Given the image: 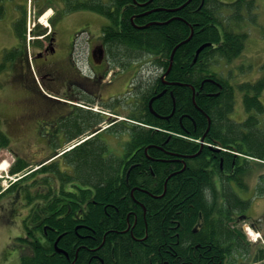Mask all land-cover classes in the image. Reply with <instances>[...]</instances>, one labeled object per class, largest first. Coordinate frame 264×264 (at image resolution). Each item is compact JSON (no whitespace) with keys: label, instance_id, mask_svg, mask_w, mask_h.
I'll list each match as a JSON object with an SVG mask.
<instances>
[{"label":"trees","instance_id":"1","mask_svg":"<svg viewBox=\"0 0 264 264\" xmlns=\"http://www.w3.org/2000/svg\"><path fill=\"white\" fill-rule=\"evenodd\" d=\"M113 1L115 15L122 11L123 16L121 33L111 43L117 58L129 50L130 59L143 55L146 62L165 71L178 46L166 77L175 85L164 87L166 91L153 102L155 111L169 120L152 116L146 107L148 98L142 96L141 108L146 113L131 119L145 126L128 124L130 142L122 156L104 157L106 145L99 135L65 154L72 176L52 162L23 177H37V184L49 186L48 193L38 197L51 199L46 205L38 204L31 218L26 217L30 220L27 237L21 240L29 244L30 255L23 256L21 264H240L246 258L249 264H264V247L251 252V243L235 225L245 215L249 200L239 197L233 188L235 184L248 190L254 166L264 161V107L259 100L264 79L238 87L247 117L235 122L230 118L234 88L217 66V59L228 64L242 52L247 34L235 31L231 23L239 25L238 21L250 17L256 0H135L143 6L133 0ZM24 12L22 9L14 25L23 43ZM100 12L111 18L106 9ZM132 15H139L135 25L141 28L128 20ZM119 44L124 49L120 55ZM204 44L211 46L201 50L195 60L196 51ZM24 47L10 82L29 88V106L38 109L43 120L58 115L52 118L56 121L63 116L64 105L35 91L29 66L22 65V60L27 62ZM54 76L59 86L74 79L71 71H56ZM156 82L160 91L163 85ZM156 82L149 80L146 88L145 80H140V90L146 88L150 94ZM186 85L197 91L195 104ZM36 118L34 123L39 125ZM208 119L211 124L205 141L219 143L226 151L217 153L204 146L197 154L198 143L174 137L200 139L207 131ZM19 122L14 120L12 128L21 129ZM115 128L124 131L126 125ZM9 146V137L0 129V149ZM29 165L17 156L9 172L28 173ZM53 177L61 180L58 190L51 185ZM56 241L64 253L55 251Z\"/></svg>","mask_w":264,"mask_h":264},{"label":"rangeland","instance_id":"2","mask_svg":"<svg viewBox=\"0 0 264 264\" xmlns=\"http://www.w3.org/2000/svg\"><path fill=\"white\" fill-rule=\"evenodd\" d=\"M29 4L31 5L29 6ZM22 5H26L24 0H0V8H2L0 13V60L2 59L3 51L10 50L11 44H13V39L7 38L5 33L9 29V25L14 21V17L19 18L20 15L22 16ZM25 10L27 27L32 29L33 24H37L38 21L33 19L34 9L30 0L27 2ZM96 18L101 21L103 19L102 17ZM231 24L235 31H243L248 36L243 54L237 61L230 63V66L223 69L224 78L228 77L233 86L246 82L254 83L264 78V0H256V8L245 21H238L239 25H233V22ZM28 38L33 39V36L30 35ZM119 48L122 51L124 50L122 45ZM80 62H83V60L80 59ZM220 62L223 65V61ZM151 65L145 66V69L149 70ZM10 75V71H0V129L9 137L12 150L22 158L33 162L29 166L28 170H30L37 163L48 158L56 148H62L66 138L64 136L54 137L48 128L34 133L33 124L30 122L22 124V128L18 130L10 127V121L20 118V114L24 111L21 104L23 92L10 82ZM141 80H145V78L142 77ZM259 100L264 106V89L259 96ZM244 112L242 92L235 89L234 111L230 118L236 122H241L247 115ZM121 113H123V110ZM123 115L127 116L124 113ZM30 121L32 122V120ZM101 135L103 142L108 146L109 153L116 156L122 154L123 145L129 140V135L126 133L115 135L112 131H106ZM4 161L7 163L5 171L8 172L10 165L14 162V157L7 149H0V164ZM60 166L68 169L63 164H60ZM4 174L1 173L0 176ZM258 174H264V165L260 166L248 179V182L251 180L248 190H241L235 184H233V188L239 197L244 200H250V205L245 211V215L249 217L250 222H237V227L242 228L253 222L258 228L260 236L264 238V232L260 231V229L264 230V192L261 194L258 190L259 187L264 189V178L259 179ZM32 182L20 183L11 192L0 198V264H21L22 257L29 254V244L19 240V238L25 236L23 219L26 216V212H30L36 204H47L51 199V196H48L46 200L26 196L27 190L29 195L30 192L35 195L36 191L42 190L40 187L34 191ZM2 183H5V180ZM55 183L57 182L55 181ZM5 184L7 185L8 182L6 181ZM45 193H48V190ZM247 230L251 229L248 228ZM248 240L252 242V238H248ZM253 243L250 247L251 252L257 250L259 245ZM249 263V258H246L240 264Z\"/></svg>","mask_w":264,"mask_h":264},{"label":"flooded vegetation","instance_id":"3","mask_svg":"<svg viewBox=\"0 0 264 264\" xmlns=\"http://www.w3.org/2000/svg\"><path fill=\"white\" fill-rule=\"evenodd\" d=\"M78 1L81 2V0ZM94 2L93 0L92 5ZM68 4V0H33L36 17H39L37 16L38 13L47 11L48 9L50 10L48 14L50 17L47 19L50 24L49 32L40 34L42 39L33 42L39 49L37 53H42L40 58L36 59L37 69L42 75V79L47 87L54 93H61V95L66 98L77 99L80 97V93L73 87L77 85L92 95L96 103L107 105L112 96L126 92L128 83L131 80V73L127 69L128 67L114 69L108 79L105 81L102 80L109 70V66L114 63L110 61L108 57L117 58L113 44L108 50L105 49V47L102 48L100 44L101 37L105 35V33H103V27L108 26L106 36L112 43L116 34L121 33V21H123L122 12H119L117 16L115 13H111V18L107 19L106 23L86 21L93 19L89 13L74 15L75 13L71 12V17L68 16ZM103 4L110 6V10L114 9V5H110L109 0H106ZM136 17H139V15H132L128 20L135 21ZM77 20L82 22L79 23ZM116 28H118V30H116ZM75 32L78 33L76 35V40L82 37V35L84 36L83 42L85 45L81 44L80 49L78 48V52L75 51V48L73 51L70 50L73 45V33ZM81 39L82 38L75 41V44L76 42L80 43ZM84 50L86 55L84 66L86 67L85 70H82V67L75 61V53L77 56H81ZM116 60H122V57ZM56 71H62L64 73H69L71 71L74 73V79L59 86L55 83L54 75H56ZM91 74H94L93 79L83 77L84 75L89 76ZM126 104L125 102L123 108H125ZM36 113L37 109L28 108L24 111V114L27 115H20L19 121H26L30 118V114ZM174 137L191 142L189 137L183 135H175ZM220 170L223 171V166L220 167ZM131 193H133V190Z\"/></svg>","mask_w":264,"mask_h":264},{"label":"bare ground","instance_id":"4","mask_svg":"<svg viewBox=\"0 0 264 264\" xmlns=\"http://www.w3.org/2000/svg\"><path fill=\"white\" fill-rule=\"evenodd\" d=\"M193 1V0H192ZM23 6V5H22ZM21 6V7H22ZM131 12V11H130ZM25 13V12H24ZM150 14V13H149ZM152 16V15H151ZM128 17V16H127ZM228 17V16H227ZM226 17V18H227ZM215 20V19H214ZM218 21V20H217ZM126 22V21H125ZM222 24V23H221ZM223 30V29H222ZM225 32V31H224ZM186 43V42H185ZM162 44V43H161ZM120 45V44H119ZM219 46V45H218ZM117 47V46H116ZM118 48V47H117ZM116 48V49H117ZM128 49V48H127ZM118 50V49H117ZM125 51V54H128V53H126V50H124ZM129 51V50H128ZM117 52V51H116ZM118 53V52H117ZM117 53H116V55H117ZM121 53H123L122 52V49H121V52L119 53V55L121 54ZM124 54V53H123ZM122 54V55H123ZM164 54V53H163ZM222 55V54H221ZM227 55V54H226ZM143 56V55H142ZM141 56V57H142ZM148 56V55H147ZM119 57V56H118ZM120 57H122V56H120ZM168 57V56H167ZM123 58V57H122ZM117 59V58H116ZM130 59V58H129ZM167 59V58H166ZM120 61V60H119ZM216 62V61H215ZM229 63V62H228ZM210 65V64H209ZM127 68V67H126ZM128 69V68H127ZM202 70V69H201ZM173 73H175V72H173ZM205 73V72H204ZM218 74V73H217ZM227 75V74H226ZM216 77H218V76H216ZM222 78V77H221ZM193 79V78H192ZM226 81V80H225ZM222 83V82H221ZM264 83V82H263ZM127 86V85H126ZM226 86V85H225ZM231 87V86H230ZM141 88V87H140ZM144 87H142V89H143ZM217 90V89H216ZM226 91V90H225ZM149 94V93H148ZM225 97V96H224ZM231 98V97H230ZM233 101V100H232ZM221 102V101H220ZM222 103V102H221ZM226 103V102H225ZM218 106V105H217ZM223 108V107H222ZM223 110V109H222ZM245 113V112H244ZM209 120V119H208ZM178 123V122H177ZM180 123V122H179ZM185 123V122H184ZM136 125V124H135ZM161 126V125H160ZM176 126V125H175ZM181 126V125H180ZM187 126V125H186ZM166 129V128H165ZM148 132V131H147ZM157 132V131H156ZM160 132V131H159ZM146 133V132H145ZM164 134V133H163ZM182 134V133H181ZM185 135V134H184ZM194 135V134H193ZM185 136H187V135H185ZM181 137V136H180ZM191 140V139H190ZM141 142V141H140ZM146 144V143H145ZM171 147V146H170ZM153 156V155H152ZM6 167H7V163L4 161V162H2L1 164H0V171H2V173L4 172V170L6 169ZM165 191V190H164ZM164 194V193H163ZM205 202V201H204ZM239 213V212H238ZM235 214V213H234ZM241 214V213H240ZM222 219V218H221ZM230 222V221H229ZM235 222V221H234ZM224 224V223H223ZM234 225V224H233ZM236 225V224H235ZM240 232V231H239ZM241 233V232H240ZM248 233L249 234H251L252 236H255V234L251 231V230H249L248 231ZM242 234V233H241ZM227 241V240H226Z\"/></svg>","mask_w":264,"mask_h":264},{"label":"water","instance_id":"5","mask_svg":"<svg viewBox=\"0 0 264 264\" xmlns=\"http://www.w3.org/2000/svg\"><path fill=\"white\" fill-rule=\"evenodd\" d=\"M191 36H192V34H191ZM191 36H190V37H191ZM187 40H189V39H187ZM187 40H186L185 42H187ZM205 46H206V45L200 47V48L198 49V51L196 52V54L198 55V53H199V52H200ZM177 47H178V46H177ZM177 47L174 48L173 54L171 55V58H170V65L172 64L173 55H174V52H175V50H176ZM162 94H163V93H161L160 95H158V97H160ZM158 97H156V98H158ZM156 98H155V99H156ZM153 100H154V99H153ZM208 123L210 124V120H208ZM203 138H204V137H203ZM164 193H165V191H164Z\"/></svg>","mask_w":264,"mask_h":264}]
</instances>
